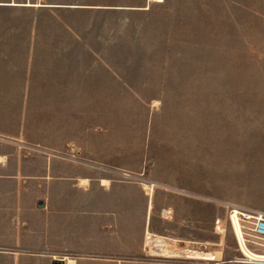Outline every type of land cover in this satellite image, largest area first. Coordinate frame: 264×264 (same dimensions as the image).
I'll return each instance as SVG.
<instances>
[{
  "label": "rangeland",
  "instance_id": "rangeland-1",
  "mask_svg": "<svg viewBox=\"0 0 264 264\" xmlns=\"http://www.w3.org/2000/svg\"><path fill=\"white\" fill-rule=\"evenodd\" d=\"M235 209L264 218V0H0V264H264Z\"/></svg>",
  "mask_w": 264,
  "mask_h": 264
},
{
  "label": "bare ground",
  "instance_id": "bare-ground-1",
  "mask_svg": "<svg viewBox=\"0 0 264 264\" xmlns=\"http://www.w3.org/2000/svg\"><path fill=\"white\" fill-rule=\"evenodd\" d=\"M157 1H161V0H157ZM13 4H16V3H13ZM106 182V180H104ZM154 188L155 186H151V191L153 192L154 191ZM151 191H150V194H151ZM152 208H153V202L152 200L149 201V206H148V209H149V214H148V221L150 220V216L152 214ZM242 214H244V216L248 219H260V220H264V218L260 215L258 216H255L253 214H250V213H245L238 209H235L233 210L232 212V215H231V221H232V224H233V228H234V232L238 238V241H239V246H240V249L242 251V253H244L245 257H247L250 261H260V262H264V253H256V252H253L251 250H249L245 244V238H244V233H243V227H242V224H241V220H240V215L242 216ZM147 235H151L152 233L150 232L149 228H147ZM154 235V234H153ZM155 236H157L158 239H161L162 242H164L166 248H172L173 250H178V249H182V248H186L185 246H182V241L178 240V239H174V238H166L165 236H162V235H158V234H155ZM157 239V240H158ZM157 242V241H156ZM155 242V243H156ZM188 242V241H187ZM186 241H183V243H187ZM161 243V242H160ZM185 251V249H183ZM198 255L202 256L203 259L206 257V256H212L213 253L212 252H207V253H199ZM61 259H64L66 264H73L74 263V259H71V258H59V259H55V261L57 260H61Z\"/></svg>",
  "mask_w": 264,
  "mask_h": 264
},
{
  "label": "water",
  "instance_id": "water-1",
  "mask_svg": "<svg viewBox=\"0 0 264 264\" xmlns=\"http://www.w3.org/2000/svg\"><path fill=\"white\" fill-rule=\"evenodd\" d=\"M54 264H66V262L64 259H61V260L55 261Z\"/></svg>",
  "mask_w": 264,
  "mask_h": 264
},
{
  "label": "built area",
  "instance_id": "built-area-1",
  "mask_svg": "<svg viewBox=\"0 0 264 264\" xmlns=\"http://www.w3.org/2000/svg\"><path fill=\"white\" fill-rule=\"evenodd\" d=\"M261 222H263V221H261ZM263 229H264V227H263Z\"/></svg>",
  "mask_w": 264,
  "mask_h": 264
}]
</instances>
